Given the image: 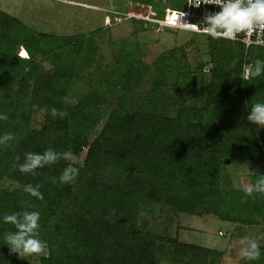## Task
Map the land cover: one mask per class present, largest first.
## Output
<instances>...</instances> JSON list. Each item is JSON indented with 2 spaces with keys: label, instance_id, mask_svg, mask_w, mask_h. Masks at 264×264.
<instances>
[{
  "label": "trees",
  "instance_id": "16d2710c",
  "mask_svg": "<svg viewBox=\"0 0 264 264\" xmlns=\"http://www.w3.org/2000/svg\"><path fill=\"white\" fill-rule=\"evenodd\" d=\"M185 2L130 0L125 13L139 4L143 14L159 15ZM125 21L152 32L140 20ZM101 32L47 34L0 11V115L8 116L0 120V137H14L0 146V264H221L222 250L181 240L167 227L176 223L179 231L178 219L187 216L264 228V194L249 197L222 182L234 161L264 172V131L247 119L253 104L264 103V74L242 78L244 65L264 61V50L245 52L240 43L192 34L205 41L202 58L194 44L193 71L183 48L149 65L122 47L104 66L96 43ZM46 61L50 72L42 67ZM151 70L153 89L137 91ZM52 108L67 116L53 117ZM38 115L43 122L36 128ZM48 148L71 151L74 159L35 174L19 171L26 153ZM69 165L79 175L61 184ZM29 184L39 186L42 200L24 192ZM153 207L166 214L163 232L140 222ZM25 210L40 213L46 255L19 256L6 244L5 233L16 229L4 215ZM260 245L259 259L248 264H264Z\"/></svg>",
  "mask_w": 264,
  "mask_h": 264
},
{
  "label": "rangeland",
  "instance_id": "374dc122",
  "mask_svg": "<svg viewBox=\"0 0 264 264\" xmlns=\"http://www.w3.org/2000/svg\"><path fill=\"white\" fill-rule=\"evenodd\" d=\"M129 2L130 0H0V11L16 17L36 31L52 35L89 34L94 30L101 29L102 32L96 38V43L98 54L102 57L101 63L104 66L111 64L117 58L122 47L125 51H133L137 59L149 65H152L160 55L171 49L183 48L188 53L191 60L190 68L193 71L196 66L193 59L197 56L195 45L200 50L198 55L202 58L204 57L202 52H205V41L201 37L184 31L164 33L163 35L155 34L144 30V28L141 29L142 26H135L130 21L122 19L114 21L110 18L113 13H125ZM140 8L139 4H132L129 6V12L139 11ZM132 48L134 49L132 50ZM25 54L21 53L22 56ZM245 59H248V56ZM42 67L45 72H50L53 69L49 61L42 62ZM202 73L209 75V67L203 68ZM153 80H157V73L151 70L147 80L137 88V91L146 93L153 89ZM197 83V81L190 83L192 92L198 88ZM180 88L185 89L184 87ZM180 88V92L183 93V89ZM174 95L175 97L179 96V91H176ZM175 97L172 99L173 102H175ZM42 122L43 116H36L34 127L38 128ZM261 129L264 131V128ZM256 169L260 170L249 162L234 161L227 165L222 182L225 185L229 184L234 188L243 189L245 185L254 184L257 177L261 178L264 175V172H259ZM2 185L8 186L9 184L4 182ZM178 220L182 228L180 227V230L176 231L177 224L172 223L167 227L170 233L172 235L179 233L178 236L181 240L184 239L190 243L222 250L224 255L221 264H248V260L240 254L239 241L245 237L257 239L260 244H264V228L256 225L230 224L213 217L184 216ZM140 222L145 229L160 233L166 226V214L161 212L158 207H153L151 211H145L140 215ZM219 231L223 233L221 238L218 237ZM30 264L36 263L30 261Z\"/></svg>",
  "mask_w": 264,
  "mask_h": 264
},
{
  "label": "clouds",
  "instance_id": "9594fccd",
  "mask_svg": "<svg viewBox=\"0 0 264 264\" xmlns=\"http://www.w3.org/2000/svg\"><path fill=\"white\" fill-rule=\"evenodd\" d=\"M217 5L219 12L208 13L205 17L203 28L198 24L181 22L180 18L185 16L181 12L178 21L174 26L183 30L197 31L212 38L236 39L240 34L264 32V0H198L194 5L199 7L201 4ZM264 74V61L257 60L253 64L243 66L242 78L260 77ZM53 117L67 116L66 112H58L56 108L51 109ZM8 116L0 115V120H7ZM248 121L264 128V103L257 102L251 106ZM14 139L11 133H6L0 137V146H7ZM73 160L74 156L71 151L58 153L52 148H48L43 154L26 153L25 160L20 164L21 173L35 174L37 169L46 165H52L59 160ZM19 160V157H17ZM79 175L78 168L69 165L64 169L59 180L61 184L73 183ZM24 192L33 197L43 199V194L39 191V186L31 184L24 187ZM246 196L252 197L254 194H264V175L261 176L254 184H247L243 187ZM5 223L11 224L16 231L5 233L6 244L14 253L19 256H43L47 254V243L38 238L40 229V213L37 211H23L18 213L6 214L3 217ZM241 245V256L249 261L259 259L261 255V245L257 239L247 237L239 241Z\"/></svg>",
  "mask_w": 264,
  "mask_h": 264
},
{
  "label": "built area",
  "instance_id": "2783aa9c",
  "mask_svg": "<svg viewBox=\"0 0 264 264\" xmlns=\"http://www.w3.org/2000/svg\"><path fill=\"white\" fill-rule=\"evenodd\" d=\"M198 0H186L185 6L183 9H172L171 7H164L161 14L157 15L155 13H151L150 15L143 14L141 8L139 11H131L128 13H113L112 19L116 21L117 19H136L140 20L145 24L151 25L152 33L163 35L171 30L176 31H184L191 34H198L203 36H208L206 34L191 31V30H183L178 26H174L178 21L179 14L181 12L185 13V16L181 17V22H188L192 24H198L201 28L203 25L205 17L208 13H216L220 11L219 6L217 5H205L201 4L199 7H196L194 4L197 3ZM232 42L240 43L245 50V52L253 49V48H261L264 50V32H255V33H246L240 34L236 39H223ZM207 71V70H205ZM222 233L219 232V236Z\"/></svg>",
  "mask_w": 264,
  "mask_h": 264
},
{
  "label": "bare ground",
  "instance_id": "6f19581e",
  "mask_svg": "<svg viewBox=\"0 0 264 264\" xmlns=\"http://www.w3.org/2000/svg\"><path fill=\"white\" fill-rule=\"evenodd\" d=\"M25 53V52H24ZM26 55V54H25Z\"/></svg>",
  "mask_w": 264,
  "mask_h": 264
},
{
  "label": "water",
  "instance_id": "95a60500",
  "mask_svg": "<svg viewBox=\"0 0 264 264\" xmlns=\"http://www.w3.org/2000/svg\"><path fill=\"white\" fill-rule=\"evenodd\" d=\"M225 162H226V160H225Z\"/></svg>",
  "mask_w": 264,
  "mask_h": 264
},
{
  "label": "crops",
  "instance_id": "0c3cea01",
  "mask_svg": "<svg viewBox=\"0 0 264 264\" xmlns=\"http://www.w3.org/2000/svg\"><path fill=\"white\" fill-rule=\"evenodd\" d=\"M220 238V237H219Z\"/></svg>",
  "mask_w": 264,
  "mask_h": 264
}]
</instances>
